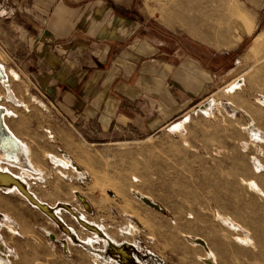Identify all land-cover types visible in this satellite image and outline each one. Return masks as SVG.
<instances>
[{"label":"rangeland","instance_id":"rangeland-1","mask_svg":"<svg viewBox=\"0 0 264 264\" xmlns=\"http://www.w3.org/2000/svg\"><path fill=\"white\" fill-rule=\"evenodd\" d=\"M184 1L160 0V19L166 22L167 10L182 9L191 0ZM32 4L0 0V63L17 76L9 75V82L19 99L16 105L3 101L10 107L5 120L30 145L37 167L26 176L30 187L48 202L71 200L77 189L92 204L88 218L118 240L128 235L137 251L164 264H206L205 249L191 243L195 237L207 242L214 264H264V41L251 52L255 37L264 35V0L191 2L209 22L222 19L226 45L219 49L231 69L176 118L144 135L110 128L100 134L93 121L64 119L37 91L24 69L26 59L42 48L41 9ZM171 22L188 25L174 17ZM203 31L204 37L213 32ZM172 88L169 97L175 98ZM203 99L211 102L204 111ZM235 103L244 113L232 111ZM247 116L259 137L248 133ZM51 154H67L82 173L54 164ZM133 190L150 196L160 209L142 204ZM0 209L10 219L1 218L0 236L12 253L18 250L17 264H110L80 243L65 248L57 225L16 195L0 193ZM5 222L18 233L11 237Z\"/></svg>","mask_w":264,"mask_h":264},{"label":"crops","instance_id":"crops-1","mask_svg":"<svg viewBox=\"0 0 264 264\" xmlns=\"http://www.w3.org/2000/svg\"><path fill=\"white\" fill-rule=\"evenodd\" d=\"M159 1L33 0L41 9L42 48L24 69L37 91L64 119L93 121L100 134L110 128L144 135L176 118L231 64L219 49L226 45L222 19L209 22L189 0L167 10L166 23ZM171 16L188 25L172 27ZM207 28L213 32L204 37ZM235 42L229 36L228 43ZM235 105L239 109L232 111L244 113Z\"/></svg>","mask_w":264,"mask_h":264},{"label":"bare ground","instance_id":"bare-ground-1","mask_svg":"<svg viewBox=\"0 0 264 264\" xmlns=\"http://www.w3.org/2000/svg\"><path fill=\"white\" fill-rule=\"evenodd\" d=\"M263 41L264 35L262 33L258 34L254 39L251 52L256 53ZM9 75L17 78L15 73H11L10 70L0 63V193L16 195L27 205L37 210L39 214L47 217L52 226L57 225L56 227L64 234L62 237L65 238V240H63L65 248H67L66 246L69 244L77 245V243H80L86 250L93 252L94 255L103 257V261L110 264H164L162 260L149 252L143 254L137 251L139 248L138 245L134 243L128 235L118 240L112 234L108 233L100 223L88 218V213L90 214L92 211V204L89 199L77 189L72 190V196L74 195V198L71 200L64 199L48 202L41 198L30 187V182L26 176L30 175V172H34L37 168L35 162L31 158L30 145L26 140L16 134L5 120V116L9 114L8 109L10 107L7 109V106H5L6 103L4 104L3 101H10L15 105L19 102L9 82ZM232 86L231 84V87ZM210 104L211 102L209 101L203 102L200 109L204 111ZM232 108L234 110L239 109L234 105H232ZM247 120L249 122L247 126L249 133L259 137L261 135L259 128L253 125L249 116H247ZM50 159L56 165L66 166L76 172H81L79 164L67 154L62 155V157L51 154ZM79 174L80 173H78V176ZM132 195L145 206L156 210L160 209L159 205L153 201L150 196L139 190H133ZM74 199L75 201H79L78 206L76 204L74 205ZM37 203L39 205H36ZM1 218H3L2 220L9 219L8 215L0 209V220ZM8 222L10 223L11 221ZM6 223L7 222H5L4 225H6ZM5 227L8 232H10L11 237L18 233L13 228V225L8 224ZM77 232L80 233V236ZM51 235L54 237L53 234ZM194 239L195 241L191 243L200 246L206 251L204 252L206 255L205 263L214 264L215 255L207 245V242L198 237ZM13 251L12 253L11 249L7 246L5 238H1L0 236V264H17V262L20 261V255L17 249Z\"/></svg>","mask_w":264,"mask_h":264},{"label":"water","instance_id":"water-1","mask_svg":"<svg viewBox=\"0 0 264 264\" xmlns=\"http://www.w3.org/2000/svg\"><path fill=\"white\" fill-rule=\"evenodd\" d=\"M36 205H39L38 203Z\"/></svg>","mask_w":264,"mask_h":264}]
</instances>
